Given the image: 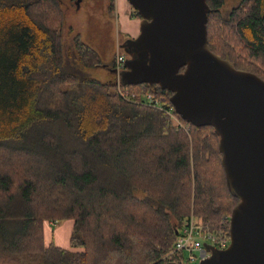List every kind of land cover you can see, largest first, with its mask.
<instances>
[{
  "label": "trees",
  "instance_id": "1",
  "mask_svg": "<svg viewBox=\"0 0 264 264\" xmlns=\"http://www.w3.org/2000/svg\"><path fill=\"white\" fill-rule=\"evenodd\" d=\"M62 1L0 0V264H181L192 212L230 238L239 198L213 126L85 75L102 59L80 33L66 43ZM207 3L209 47L264 78V0ZM126 85L171 103L157 83ZM63 218L80 250L45 240L44 220Z\"/></svg>",
  "mask_w": 264,
  "mask_h": 264
},
{
  "label": "water",
  "instance_id": "2",
  "mask_svg": "<svg viewBox=\"0 0 264 264\" xmlns=\"http://www.w3.org/2000/svg\"><path fill=\"white\" fill-rule=\"evenodd\" d=\"M129 2L141 23L139 34L123 42L129 56L121 82L168 88L184 119L212 125L228 189L239 198L229 244L206 243L211 253L198 264H264V78L209 47L207 0Z\"/></svg>",
  "mask_w": 264,
  "mask_h": 264
},
{
  "label": "rangeland",
  "instance_id": "3",
  "mask_svg": "<svg viewBox=\"0 0 264 264\" xmlns=\"http://www.w3.org/2000/svg\"><path fill=\"white\" fill-rule=\"evenodd\" d=\"M126 1L128 8H130L127 12L128 16L125 14V7L123 6ZM237 1L225 0L224 8L233 6ZM108 2V0L62 1L65 13L64 35L66 43L70 44L71 37L80 33L82 39L99 52L102 63L97 66H85L82 68V72L102 80L113 77L114 71L111 70L113 58L115 61L117 54H127L123 42L132 37L127 28L130 24L141 21L140 17L134 15V7L129 0H119V2L115 0V7L112 12L108 8ZM190 216H193L198 225L205 224L194 212ZM221 229H211V231L220 232ZM73 231L74 221L72 218H63L57 221L44 220V237L47 242L54 241L72 250H80L81 247L71 245ZM181 264L188 263L183 260Z\"/></svg>",
  "mask_w": 264,
  "mask_h": 264
},
{
  "label": "built area",
  "instance_id": "4",
  "mask_svg": "<svg viewBox=\"0 0 264 264\" xmlns=\"http://www.w3.org/2000/svg\"><path fill=\"white\" fill-rule=\"evenodd\" d=\"M125 54H117L114 61V72L116 78V88L119 94L128 101L137 103H145L164 109L171 117L180 122L175 113V108L172 103H160L154 99L151 91L138 92L132 87L123 84L120 79V72L125 68ZM230 242L223 229L220 232H212L208 225H198L193 216L178 228L174 246L171 252L180 255L181 260L188 264H198L201 259L210 255L211 251L206 247V243L213 244L218 248L226 247Z\"/></svg>",
  "mask_w": 264,
  "mask_h": 264
},
{
  "label": "crops",
  "instance_id": "5",
  "mask_svg": "<svg viewBox=\"0 0 264 264\" xmlns=\"http://www.w3.org/2000/svg\"><path fill=\"white\" fill-rule=\"evenodd\" d=\"M118 2H119V0H118ZM127 4L128 3L126 1V3H124V5H123L125 7V14L126 15H127L128 9H130V8H128ZM140 23H141V21L139 20L138 23H132V24H130L129 28H127V30L132 34V37H134V36L139 34V32H140ZM111 70L114 71L113 69H111ZM114 76H115V72L113 73V77Z\"/></svg>",
  "mask_w": 264,
  "mask_h": 264
},
{
  "label": "flooded vegetation",
  "instance_id": "6",
  "mask_svg": "<svg viewBox=\"0 0 264 264\" xmlns=\"http://www.w3.org/2000/svg\"><path fill=\"white\" fill-rule=\"evenodd\" d=\"M125 56H126V58H127L129 55H128V54H126Z\"/></svg>",
  "mask_w": 264,
  "mask_h": 264
}]
</instances>
